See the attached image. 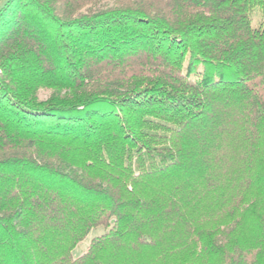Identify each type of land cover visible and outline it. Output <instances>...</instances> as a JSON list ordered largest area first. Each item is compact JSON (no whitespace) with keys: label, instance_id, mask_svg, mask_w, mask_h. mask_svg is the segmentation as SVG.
I'll list each match as a JSON object with an SVG mask.
<instances>
[{"label":"trees","instance_id":"1","mask_svg":"<svg viewBox=\"0 0 264 264\" xmlns=\"http://www.w3.org/2000/svg\"><path fill=\"white\" fill-rule=\"evenodd\" d=\"M0 264H264V0H0Z\"/></svg>","mask_w":264,"mask_h":264},{"label":"rangeland","instance_id":"2","mask_svg":"<svg viewBox=\"0 0 264 264\" xmlns=\"http://www.w3.org/2000/svg\"><path fill=\"white\" fill-rule=\"evenodd\" d=\"M110 0H99L100 4H106V3H109ZM251 15V23L254 25L256 20H255V16H256V10H252V12L250 13ZM49 90H39L38 92V96L41 98V99H45L46 97H48L49 95ZM104 232V228L99 226V227H96V228H93L88 234L87 236L82 240L80 241L74 248H73V256L74 257H77V256H80L81 254H83L88 246H89V243H90V240L95 237V236H98L100 235L101 233Z\"/></svg>","mask_w":264,"mask_h":264}]
</instances>
